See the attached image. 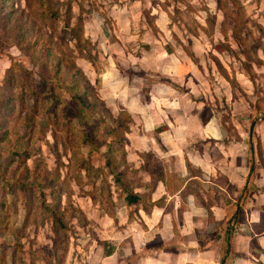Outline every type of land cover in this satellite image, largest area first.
Instances as JSON below:
<instances>
[{
  "label": "rangeland",
  "instance_id": "374dc122",
  "mask_svg": "<svg viewBox=\"0 0 264 264\" xmlns=\"http://www.w3.org/2000/svg\"><path fill=\"white\" fill-rule=\"evenodd\" d=\"M39 2L0 0V264H264V0H53L57 23ZM56 32L95 89L24 54ZM159 179L175 227L149 218Z\"/></svg>",
  "mask_w": 264,
  "mask_h": 264
},
{
  "label": "trees",
  "instance_id": "16d2710c",
  "mask_svg": "<svg viewBox=\"0 0 264 264\" xmlns=\"http://www.w3.org/2000/svg\"><path fill=\"white\" fill-rule=\"evenodd\" d=\"M39 3L44 5V9H43L44 10V12H43L44 18L46 20H48V19H51L53 17L54 23H57L58 22V18H59L58 13L53 12L51 9H49V8H51L52 5H54V6L56 5V4L53 3V0H40ZM48 3H50V4H48ZM220 4H222L221 1H220ZM57 5H59V4H57ZM221 9L224 10L225 9V6H222ZM81 20L82 19H79L80 22H81ZM72 31L74 32L73 38L77 42V45H78V46H76V48L78 49V52L80 54L81 51L83 50V46L81 44L82 43V40H83L82 33H81V31H82V25H81V23H80V25L78 24L77 27L74 28ZM66 35H67L66 32H62V33H57L56 32V33L48 34L47 35V41L42 39V41H45V43L42 44V47L40 49L37 50V46L40 44V42H39V44H38V42H36V43L32 44L31 46H29L27 50H24V48H22V50H24V52H25L24 54L28 58H30L31 61L36 60L37 64L40 67H42V68H44V66L47 65V63H46V62H48L47 58H49L53 54V52H56V51H59V56L57 58V60H58L57 65H58L59 69H63V67L65 66V62L70 63V65L72 67L76 68V65H75V62L74 61H68V60H66L64 58V57L67 58L69 55H70V58L71 59L73 58L75 60L77 58L76 57L77 54H76L74 48L72 47V44L71 43L68 44V42L65 40ZM30 49H34V53H35L34 55H32V53H30ZM89 59H91V57H89ZM12 65H13V63H12ZM13 67L14 66H11L7 71H9V70L10 71H15ZM68 72H71V74L75 78V81H77L79 78H84L86 80L87 87L88 88L95 89V87L92 84V82L88 78H86V76L84 75V73L82 72V70L76 68V71L69 70ZM58 73H61V71L58 72ZM58 73L55 72L54 75H56ZM53 77L54 76H52V77L49 78L50 81H51V79H53ZM56 80H58V79H56ZM34 82L35 81H33V83ZM33 83L31 85H33ZM54 83H55V81L53 82V84ZM47 86H49V85H47ZM23 89L24 88H22L21 90H23ZM33 92H34V89L33 90H29V93H33ZM69 92L72 93V90L70 89ZM47 95H48L49 99L50 100H53V101L54 100L55 101H60L61 99H63L62 94H56L55 92H52V90L50 92H48ZM74 96H76V95H74ZM81 97H83V95ZM77 105L78 104H76V106ZM119 142L120 141L118 139L117 140L114 139L111 142V144L114 145V144L119 143ZM97 148H98V146L97 147L94 146V150H97ZM76 157H77V155L74 154V158H76ZM107 164L110 167L111 172L117 173V169L114 168V166L110 162V160H108ZM139 199H140V197L138 195L131 194L128 197V202L130 204H135V203H138L139 202Z\"/></svg>",
  "mask_w": 264,
  "mask_h": 264
},
{
  "label": "crops",
  "instance_id": "0c3cea01",
  "mask_svg": "<svg viewBox=\"0 0 264 264\" xmlns=\"http://www.w3.org/2000/svg\"><path fill=\"white\" fill-rule=\"evenodd\" d=\"M10 65V64H9ZM8 65V66H9ZM7 66V67H8ZM10 67V66H9ZM226 129L224 128V127H222V126H219L218 124H215L213 121L207 126V128H206V136L209 138V140L212 138V139H214L215 141H217V142H219V143H221V142H223V140L226 138V137H228V134H227V132L225 131ZM166 138H169V136L168 135H165V134H163ZM170 138L172 139V140H174V138H176L175 137V135L173 134L172 135V137H171V133H170ZM182 138H184V137H181L180 139H182ZM185 163H187V161L186 162H184V164H181V162L179 161V170H178V172H181L182 171V169H181V166L182 165H184L185 166ZM187 166V165H186ZM185 166V167H186ZM172 170H170V172H171ZM186 172V171H185ZM174 173V172H173ZM173 177H175V176H173L172 175V178ZM179 177H181V178H183V179H179V178H177L178 180H180V181H182L181 182V186L185 189V188H187L188 187V183L190 182L191 183V181H193V179H190V178H188V179H190V180H188V179H186V178H184V176H182V174H180L179 173ZM194 182H192V183H194V185L196 184V180H198V179H200V177H198V176H195L194 177ZM201 180V179H200ZM175 181V180H174ZM184 182V183H183ZM169 183L165 180V179H159V181L157 182V185L155 186V189L152 191V193H151V203H154L153 204V207H152V211H151V217H149L151 220H154L155 219V221H158V220H162L163 222H165V218H166V216L168 215V216H170L171 217V220L170 221H173V223H172V227H175V225H176V221L177 220H179L178 219V217H179V209H175L174 207L172 208V210H169V211H166L165 212V210H166V208H165V205H162V204H158V201H160L161 200V198L163 197V196H165V195H168L170 198H176V197H179L180 196V194H181V191H182V188L181 189H179L178 191H177V194H169V191H168V189L167 188H169V185H168ZM193 185H191L190 187H192ZM190 194H189V196H195V194L193 193V192H189ZM157 194H160V200H159V198H156L155 196L157 195ZM183 195V194H182ZM202 202V201H201ZM187 204H189V205H191V204H193L194 206L195 205H197V204H195V203H192V202H190V203H187ZM202 206H204V204H201ZM202 206H197V207H195L194 209H191V207L188 209V210H181V218H182V223H186V224H188L189 225V219H188V215H190L193 211H197V212H199V213H204L205 215H207V210L204 208V207H202ZM112 218L113 219H118V216H112ZM155 222H151V225L153 226V224H154ZM195 225H197V222L196 221H194L193 222ZM178 226H179V224H177ZM190 226V225H189ZM180 227V226H179ZM183 228H186V226H183ZM191 231H192V229H191ZM195 232L193 233V234H191V232H186V230H185V232H181V235H184V237L186 236V237H189L188 235L190 234L191 235V241L190 242H188L186 239L185 240H183L182 242L185 244V246L187 245V248L185 249L187 252H189V253H196V252H200L201 251V249H197V235H199V233L200 232H198V231H196V229L194 230ZM209 231V230H208ZM202 232H207L206 230H204V231H202ZM190 244H191V246H190ZM222 248H223V246H222ZM215 252H217V251H211V250H209V251H207V252H204L203 251V253H215ZM222 252H223V249H222ZM167 253V252H166ZM175 254H178V252L176 251V252H174ZM167 255H168V259L169 260H175V261H179V259L180 258H178V257H174V256H171V253H167ZM186 258H187V256H185ZM193 260H197V261H201V260H199V258L197 259L196 257H194L193 258ZM203 261V260H202ZM202 261H201V263H202ZM203 263H206V264H211V262H203Z\"/></svg>",
  "mask_w": 264,
  "mask_h": 264
}]
</instances>
